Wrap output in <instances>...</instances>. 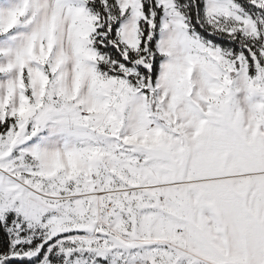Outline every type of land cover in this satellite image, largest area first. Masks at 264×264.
<instances>
[{
	"label": "snow or ice",
	"instance_id": "6c2138e0",
	"mask_svg": "<svg viewBox=\"0 0 264 264\" xmlns=\"http://www.w3.org/2000/svg\"><path fill=\"white\" fill-rule=\"evenodd\" d=\"M0 264H264V0H0Z\"/></svg>",
	"mask_w": 264,
	"mask_h": 264
}]
</instances>
